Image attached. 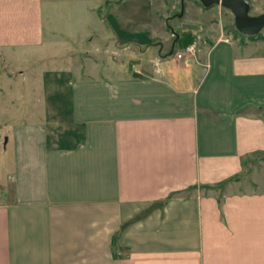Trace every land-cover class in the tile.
Wrapping results in <instances>:
<instances>
[{"label": "crops", "instance_id": "obj_1", "mask_svg": "<svg viewBox=\"0 0 264 264\" xmlns=\"http://www.w3.org/2000/svg\"><path fill=\"white\" fill-rule=\"evenodd\" d=\"M165 3V27L189 12V59L169 28L149 62L96 32L43 46V0H0V72L19 87L0 73V264H264V172L247 175L264 154V33H233L217 4ZM54 74L52 100L71 83L66 124L46 104Z\"/></svg>", "mask_w": 264, "mask_h": 264}, {"label": "rangeland", "instance_id": "obj_2", "mask_svg": "<svg viewBox=\"0 0 264 264\" xmlns=\"http://www.w3.org/2000/svg\"><path fill=\"white\" fill-rule=\"evenodd\" d=\"M193 1L196 0H184V9L188 8L190 2ZM162 2H166L165 4L167 5V7L168 5L173 6L174 4H176V0H43L45 37L42 45L46 46V43L49 41L47 47H49L50 45H53L54 48H60L61 46L76 47L77 43H74L73 41L62 42L65 41L66 38H64L63 40H59L58 36H65L64 31L66 28H68L69 30H74L76 32L78 31V40L81 43L84 42L85 35H88L91 32H96L104 37H107L109 35L110 38H107V40H109V42L113 44L112 48L116 47L117 50L122 51L123 54L127 55L128 59L140 58L142 61L149 62L151 58L153 59L155 54L153 53L154 51L150 49L152 48V46H147V44H156L159 41H165L170 43L174 38V35L169 34L170 28L168 29L167 27H165V23L163 22V11L165 13L168 12V10ZM99 4H101L102 6L97 7V5ZM178 5H175V9H177V12L180 11L181 6ZM84 6L86 9L85 11L83 8ZM200 9L201 10L195 12V14L199 17H202L203 8ZM222 9L225 14L224 19L227 18L225 20H228V27L233 31V29H235L233 14L231 16V14H229L230 10L228 11V8L226 7H223ZM172 12L173 11H171V13ZM175 12L176 10L174 11V14ZM261 12H264V0H251L249 14L256 15ZM174 14L170 15V17H172ZM98 15H101L102 18L106 20L107 24L103 19L101 20ZM188 16L189 12H186V14H184L183 16V19L175 16L167 21L170 27L176 29V26L180 24V21L186 20ZM106 31L107 33H105ZM154 32H156V34H153ZM261 33H264V27L258 32V34ZM51 34L52 36L54 35L53 39L52 37H50ZM150 35L151 39H149ZM126 44H129V48L134 49V54L129 51H123L122 48ZM139 46H141V48L147 46V49L144 53L139 54L138 56L137 51H139ZM180 47L181 46L179 45V42L177 40L174 43L173 48L174 50H178L180 49ZM92 48L94 49V47ZM96 53L101 52L97 51ZM115 55L117 54L113 55L114 59ZM76 58L77 56L73 54L69 56V62L66 66L70 69V73L68 72L67 75H64L63 81L66 82V78H70L69 81L71 82V80H73L72 76L76 75V70L78 69L79 64ZM128 64L130 63L127 62V66ZM2 67V72L0 73L7 74V77L5 76L6 83L11 81V84L6 86L5 89H10L12 92L18 90V85H16V87H14L13 85V78L8 79V76L12 77L14 73L17 74V70L10 68L11 66L4 65ZM56 76V74L52 76L53 81L50 80V83L53 82V85L51 84L52 86H50L49 88L50 90L52 87H54V95L49 96L48 102L46 104L48 105L49 110H52L53 106L56 108H58L59 106V108L56 109L57 115L61 116L62 123L66 124V120L69 119L67 117L68 115L66 111L67 108H69V102L71 98V96L68 94L69 91L67 89L70 88L71 83L68 85V87H66L67 83L64 84V96L59 97L60 101L52 100L56 99V94L58 93L56 91L57 89H59L58 83L60 82V80H58ZM13 106H15V103H7V110H9V116H12L13 114ZM16 109L18 110L19 108L16 107ZM250 164L251 165L248 167L251 168L247 172V175H252L254 171L264 172V154L261 156H254V159L250 161ZM6 169V166H2L0 168V174L2 173V171H4L3 174L6 175V182L4 181V189H10L11 183L10 179L7 178L6 172L8 170Z\"/></svg>", "mask_w": 264, "mask_h": 264}, {"label": "water", "instance_id": "obj_3", "mask_svg": "<svg viewBox=\"0 0 264 264\" xmlns=\"http://www.w3.org/2000/svg\"><path fill=\"white\" fill-rule=\"evenodd\" d=\"M180 6V11L175 12V15H181L183 12V0H177ZM204 6L217 4L218 6L226 7L233 13V21L235 29L247 36L257 34L264 27V12L256 15L249 14V0H199ZM173 33L176 31L170 27ZM176 42V37L173 43ZM172 52V50H171Z\"/></svg>", "mask_w": 264, "mask_h": 264}, {"label": "trees", "instance_id": "obj_4", "mask_svg": "<svg viewBox=\"0 0 264 264\" xmlns=\"http://www.w3.org/2000/svg\"><path fill=\"white\" fill-rule=\"evenodd\" d=\"M199 4L202 5V3L199 1V0H196ZM166 27L167 28H170L168 22L166 23ZM176 31L179 33V38L177 39L178 42H179V45L181 47L185 46L186 44L192 42L194 40V35L193 33L190 31V29H183V27H179V26H176ZM234 33L235 34H240L237 30L233 29ZM180 47V48H181ZM137 74V73H135Z\"/></svg>", "mask_w": 264, "mask_h": 264}, {"label": "built area", "instance_id": "obj_5", "mask_svg": "<svg viewBox=\"0 0 264 264\" xmlns=\"http://www.w3.org/2000/svg\"><path fill=\"white\" fill-rule=\"evenodd\" d=\"M194 53H195L194 43H188L175 52V57L177 59H189L193 57Z\"/></svg>", "mask_w": 264, "mask_h": 264}]
</instances>
